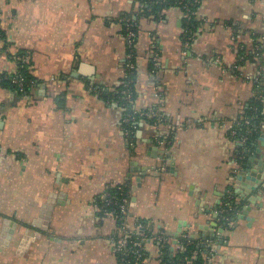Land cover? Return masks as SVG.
Instances as JSON below:
<instances>
[{
    "label": "crops",
    "instance_id": "obj_1",
    "mask_svg": "<svg viewBox=\"0 0 264 264\" xmlns=\"http://www.w3.org/2000/svg\"><path fill=\"white\" fill-rule=\"evenodd\" d=\"M139 8L137 0H0V73H16L21 58L34 78L25 94L0 88V264H117L119 226L95 200L120 184L129 186L131 229L144 221L171 244L174 233L213 240L207 264H264V179L251 176L264 177V118L252 145L232 132L258 95L264 117V0H200L188 45L179 8L158 18ZM126 13L137 21L132 108L159 120L129 127L117 97ZM255 42L260 58L245 60ZM254 155L262 166L248 170ZM231 195L242 208L225 228L217 208ZM48 201L43 229L33 222ZM144 231L138 264H159Z\"/></svg>",
    "mask_w": 264,
    "mask_h": 264
},
{
    "label": "trees",
    "instance_id": "obj_2",
    "mask_svg": "<svg viewBox=\"0 0 264 264\" xmlns=\"http://www.w3.org/2000/svg\"><path fill=\"white\" fill-rule=\"evenodd\" d=\"M193 1L194 0H137L141 8V13L144 12L146 14L151 15L154 18H158L159 15H161L165 9H168L171 7L179 8L182 11V14H184L186 12V8L188 7L189 12L192 15L189 21H186V19L183 17L184 29H189L191 32L194 33L197 28L195 12L199 4L192 5L191 3ZM125 18L130 19L132 21V23L135 26V31H137V21H135L132 18L131 14L130 13L123 14L119 18V20L125 19ZM124 24L125 23L123 22L121 23L122 34L124 33ZM3 39H4V34L0 30V40H3ZM255 44L256 45H254V49L252 52L248 53L244 51L245 60H252L254 62L255 60H258L257 58H260L261 45L259 44V42H255ZM256 46L258 47V49H256ZM256 53H259V56L256 55ZM16 62H17L16 73H13V74L0 73V88L9 89L19 94H25L26 92H28V89L30 88L31 84L34 82V78L29 73L26 63L22 61L21 58L17 59ZM135 69L136 68H134L132 73L128 74V78L132 79V82L130 85L131 90L133 92L132 99H134L135 97V92H134ZM125 71H124V74L126 73ZM16 76H20L24 80V86H23L22 91L17 87V85H15L12 82V78ZM123 81H124V78L122 79V82ZM122 88H123L122 85L118 88L117 97L119 98L120 102L125 104L123 100V95H121ZM256 97H259V98H256ZM256 97L250 101L249 105L245 109V114L243 118L240 119L237 125H235L232 129V132L235 134V138H237V140H241L242 138H245V141L243 142H245L247 146L252 145L256 141L259 135V131H260V124L264 118L262 114L263 98L259 95ZM129 111H130V107H127L125 113L127 114ZM143 119H145V121H149V123H154V122L159 121L156 116L146 117ZM130 125L128 124L126 127H129ZM120 185L121 186L114 185V186L108 187L106 190V192L109 194L108 197L111 200V204L107 205L104 197L103 198L98 197L95 200V204L98 209V214L105 215L106 212H110L111 216L115 219L119 227L122 224V221L128 217V215L127 214L122 215L120 213V209H118V204L120 203V200L122 198L130 199L129 186L127 184H120ZM241 208H242V204L236 201L234 195H231V198H229L228 196H225L221 204L217 208L219 212L217 217L220 218V221H219L220 224L222 226L226 225L225 228H227V222L224 220V218L228 217L230 218V221H231V219H233L236 216V213ZM137 224L145 227V231H144L145 236L149 238L153 237L154 231L150 225H146L144 221H138ZM137 226L138 225H135V227ZM135 227H133V230L132 229L129 230V235H130L129 240L133 241L134 243L138 241V238H139V236L137 235L138 231L134 229ZM185 236L186 237L179 236L177 238L178 241L176 244H171V242L168 241L166 237H164L160 242L152 241L154 244H156V246L159 249V253H160L159 264H162V263L176 264L177 262L184 261L185 259L190 257L191 253L194 250L197 251V255L193 259L194 264H207L206 258H208L210 255L208 251L209 249L206 246H202L197 241V239H193L191 236H187V235ZM167 237L169 236L167 235ZM172 247H173V250L170 251V248ZM141 253H142V256L137 260H134V258L130 256L131 263L129 264L140 263L146 257L145 251L142 250ZM116 256H117V260H119V258L121 257L119 252H116Z\"/></svg>",
    "mask_w": 264,
    "mask_h": 264
},
{
    "label": "built area",
    "instance_id": "obj_3",
    "mask_svg": "<svg viewBox=\"0 0 264 264\" xmlns=\"http://www.w3.org/2000/svg\"><path fill=\"white\" fill-rule=\"evenodd\" d=\"M200 0H194L191 4L192 5H196L199 4ZM192 14H190L188 7L186 8V12L183 14V17L186 19V21H189L190 17ZM125 23L124 24V33L123 36L125 38V42H126V49H127V54H126V60H125V74L123 76L124 81L121 82V85L123 86L122 90H121V95H123V100L125 102L124 107L125 109H127V107H130V111L127 113L126 117H125V123L128 125L132 124L136 119H143L146 117H150V114L148 112H138L135 111L132 108V104H133V92L131 90V82L132 79L128 78V74L132 73V71L135 68V44L137 41V31H135V26L132 23V21L130 19H120V22ZM121 22V23H122ZM193 32H191L189 29H185L184 32V37L183 39L185 40L186 45H188L193 37ZM256 49H258V47L256 46ZM256 55L259 56V53H256ZM12 82L17 85V87L22 91L23 86H24V80L22 77L20 76H16L14 78H12ZM248 123V122H247ZM128 131V130H127ZM128 133V132H127ZM241 141H245V138H242ZM121 186V185H118ZM120 188V187H119ZM109 194L107 192H105L102 195V198H105V202L107 205L111 204V200L109 199ZM130 199L127 198H122L120 200V203L118 204V209H120V213L122 215H126L127 214V208H128V204H129ZM222 212V211H220ZM105 215H110V212H106ZM127 218H125V220L122 221V224L119 227V234L118 237L116 239V241L114 242V246H115V251L120 253V258L119 260H117V264H129L131 263L130 259L132 256V258H134V260L139 259L142 256V250L144 251L143 245L140 243V239H138V241H136L135 243L130 239V235H129V230H131L130 225H128ZM225 221L227 222H231L230 218L225 217L224 218ZM143 228L142 225H138L137 227H135L134 229L136 231H138L139 229ZM133 230V228H132ZM138 235V233H137ZM145 237V236H144ZM164 237L167 238L168 241L169 238L167 237V234L163 231H157L154 232L153 237H151L150 239L152 241H157L160 242ZM186 237V236H183ZM177 238L175 237V242L174 244L177 243ZM143 239V238H142ZM202 246H206L209 250V257L206 258V260H208L210 258V256L212 255V253L214 252V248L216 246V242L213 240H207V239H202L201 241H198ZM134 243V244H133ZM197 255V251L194 250L190 257L185 259L184 261H180L177 262L176 264H194L193 259L195 258V256ZM130 257V258H129ZM162 264H168V263H162ZM169 264H173V263H169Z\"/></svg>",
    "mask_w": 264,
    "mask_h": 264
},
{
    "label": "water",
    "instance_id": "obj_4",
    "mask_svg": "<svg viewBox=\"0 0 264 264\" xmlns=\"http://www.w3.org/2000/svg\"><path fill=\"white\" fill-rule=\"evenodd\" d=\"M259 158V159H258ZM261 159V156L259 155H254V159H247L244 163V166L246 165V169L249 170V166L251 167V165H254L255 161L256 163L258 164V166H262V162L260 161ZM261 173V172H260ZM245 174V171H241L239 174H238V177H237V182L236 184H239L240 181L243 179V175ZM251 176H254L256 177L255 179L256 180H259L262 182V179H264V177H262L260 174H255L254 172H251ZM257 187V184L255 183V185H250V187H248L246 190H245V193H240L239 190H237L236 192L238 193V195L240 196V198H245L246 195H249L251 191H254ZM62 195V194H61ZM55 197V196H54ZM52 205L53 203L51 201H48L46 205H43L42 209H41V212H40V217L38 219V221H34L33 223L36 224V225H43L42 228H46V224L48 222V218H49V215H50V211H51V208H52ZM248 210V207H243V212H242V215L241 216H245L246 219H248L246 217L247 215V211ZM6 225H8L9 221H5L4 222ZM6 233H4L3 236H5L7 239L9 238V234L11 232V230L9 231H5ZM174 237H177L178 236V233H174L173 234ZM196 239H198L197 235H196Z\"/></svg>",
    "mask_w": 264,
    "mask_h": 264
},
{
    "label": "rangeland",
    "instance_id": "obj_5",
    "mask_svg": "<svg viewBox=\"0 0 264 264\" xmlns=\"http://www.w3.org/2000/svg\"><path fill=\"white\" fill-rule=\"evenodd\" d=\"M256 98H259V97H256Z\"/></svg>",
    "mask_w": 264,
    "mask_h": 264
}]
</instances>
